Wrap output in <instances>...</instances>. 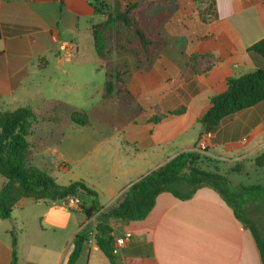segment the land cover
<instances>
[{
  "label": "crops",
  "instance_id": "1",
  "mask_svg": "<svg viewBox=\"0 0 264 264\" xmlns=\"http://www.w3.org/2000/svg\"><path fill=\"white\" fill-rule=\"evenodd\" d=\"M96 1L0 0V108L31 107L49 117L63 103L60 91L102 73L106 77L101 61L89 66L78 60L82 44L94 47L92 25L102 22ZM154 1L158 32L170 39L185 35L189 43L166 47L150 66L139 64L133 72L136 92L129 91L136 94L138 112L122 129L123 142L94 148L110 151L108 173L81 180L98 194L101 211L88 219L82 206L68 207L64 200L23 198L11 219L0 218V264L12 261V231L19 264H64L84 226L94 230L100 213L116 207L132 184L181 152H201L208 164L230 160L250 166L264 154V101L227 117L212 133L199 122L211 98L227 90L229 78L263 65L248 49L264 38V0H213L201 10L195 0ZM192 56H197L195 69L189 65ZM90 206L91 200L84 205ZM108 224L114 238L132 234L115 255L117 264H262L251 230L210 187L185 201L162 193L145 220L110 218ZM75 264H110L95 231Z\"/></svg>",
  "mask_w": 264,
  "mask_h": 264
},
{
  "label": "trees",
  "instance_id": "2",
  "mask_svg": "<svg viewBox=\"0 0 264 264\" xmlns=\"http://www.w3.org/2000/svg\"><path fill=\"white\" fill-rule=\"evenodd\" d=\"M198 9L205 5L211 6L213 0H195ZM95 14L102 22L92 25V36L96 54L99 58H106L114 52H127L138 56L139 62L149 65L156 58L152 54V47L161 39H154L146 30L137 23L136 12L141 9L138 1L115 6L113 13H102L97 5ZM121 24L133 32L134 43L142 48L141 52L131 46L132 41H119L114 45H108L107 34L114 27ZM249 55L255 60L259 59L263 65L252 73L227 80V90L216 95L210 100V108L200 119L207 133L219 129L222 121L227 117L251 108L264 101V38L248 49ZM197 56H192L189 65L195 69ZM127 71L120 66L111 67L106 71L102 97L107 99L115 94L128 96L125 88V76ZM178 113V112H176ZM39 120V116L31 107H21L15 110L0 109V175L6 179V184L0 190V218L9 220L15 205L23 198H31L37 202L63 201L70 195L78 196L79 193L91 198V206L82 205L88 219L101 211L98 203V194L89 188L83 181H76L67 186L59 185L53 178L45 175L30 162V153L33 145L29 141L33 125ZM43 121L60 123V120L52 117H44ZM71 122L77 126L89 125V117L86 112H74ZM195 148V147H194ZM198 151H185L176 155L162 166L143 176L132 184L119 204L101 212V222L95 227L88 224L75 236L72 248L64 264H75L83 252L91 233L95 231V241L101 252L108 258L110 264H117L113 254L114 237L108 221L110 218L128 221H143L152 212L157 198L162 193H170L179 200L185 201L193 198L196 192L203 187H210L231 205L237 218L251 230L260 251L262 264H264V232L256 224L246 218L242 210L232 205L227 197L230 190L228 179L223 173L206 171L198 166L201 159ZM254 164L258 168L264 167V154L257 157ZM236 163L229 171L241 173L242 169ZM251 190L255 188H244ZM242 208V207H240ZM12 237V261L18 262V243L15 232Z\"/></svg>",
  "mask_w": 264,
  "mask_h": 264
},
{
  "label": "rangeland",
  "instance_id": "3",
  "mask_svg": "<svg viewBox=\"0 0 264 264\" xmlns=\"http://www.w3.org/2000/svg\"><path fill=\"white\" fill-rule=\"evenodd\" d=\"M136 1L142 6L136 12L137 23L142 25L154 39L162 40L152 46L154 49H152L151 57H153V53L156 57L170 45L188 46L189 39L185 35L170 39L158 32L159 23L153 20L152 13L159 6H156L157 2L154 0H102V2L97 0L96 2L99 6L101 5L100 11L106 14L113 13L115 6L119 4L127 5ZM124 40L132 41L131 46L139 52L142 51L139 44L134 43L133 32L123 28L121 24L116 25L107 34V43L110 46ZM80 48L78 56L80 62H86L90 64L89 66H93L97 61H101L106 67V71L115 66L126 70L125 88L129 94L127 97L115 94L104 99L102 91L106 77L102 73L101 76L92 78L91 82L89 80L86 85L73 84L70 85V90L65 88L60 91V98L63 100L60 109L48 113L49 117L60 120L59 126L43 121L42 118L47 116L42 111L35 110L39 120L33 125L29 137L30 143L34 146L30 154L32 155L30 162L61 185H69L81 180L91 182L97 175L104 177L108 173L110 163L107 162V159L110 151L104 148L97 152L94 148L98 143L115 145L123 142L122 129L133 120L138 112L136 94L132 96L130 93V91L136 92V87L132 85L134 79L132 74L137 71V65L150 66L152 64H142L139 62L138 56L127 52H114L100 60L94 52L93 44L88 42L82 44ZM149 86L151 88V85ZM0 109L7 110L4 107ZM73 112H86L89 115L90 125L77 126L73 124L71 122ZM93 162L99 163L100 167L96 168L91 165ZM208 162L210 160L206 156H201L198 166L206 171L225 174L230 187L226 194L233 206L242 210L240 207L245 201L255 202V204L247 202L242 213L246 218L252 217L258 223L260 230L264 232V167L258 168L245 163V165H239L243 168L241 173H233L229 169L236 162L230 160H213V164H208ZM60 165L65 166L66 169L60 168ZM5 181L6 179L0 175V189ZM244 188L255 189L245 190ZM78 197L81 206L91 200L81 192ZM20 212L19 208L15 209L16 215Z\"/></svg>",
  "mask_w": 264,
  "mask_h": 264
},
{
  "label": "built area",
  "instance_id": "4",
  "mask_svg": "<svg viewBox=\"0 0 264 264\" xmlns=\"http://www.w3.org/2000/svg\"><path fill=\"white\" fill-rule=\"evenodd\" d=\"M65 204L68 207L76 208L80 207V200L78 196L70 195L64 200ZM132 238L131 233H126L123 237H117L114 239V245H113V254L116 255L119 251L120 247H123L126 245V243Z\"/></svg>",
  "mask_w": 264,
  "mask_h": 264
}]
</instances>
